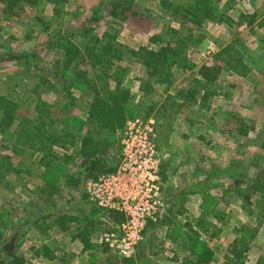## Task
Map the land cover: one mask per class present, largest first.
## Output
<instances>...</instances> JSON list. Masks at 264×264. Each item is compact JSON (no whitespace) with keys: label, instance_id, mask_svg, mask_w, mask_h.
Returning <instances> with one entry per match:
<instances>
[{"label":"rangeland","instance_id":"obj_1","mask_svg":"<svg viewBox=\"0 0 264 264\" xmlns=\"http://www.w3.org/2000/svg\"><path fill=\"white\" fill-rule=\"evenodd\" d=\"M186 1L132 0L133 10L126 9L124 20L108 21L104 10L94 34L100 36L109 31L128 48L157 49L171 38L170 29L187 34L175 8L178 2ZM209 5L211 12L202 8L201 22L190 25L193 38L198 40L188 42L186 54L190 62L174 69L169 86L153 84L149 92L144 91L141 80L147 78L145 67L130 56L118 61L126 68L121 85L132 94L129 119L142 117L141 112L153 104L148 117L155 120L156 145L162 154L165 210L147 224L132 257L125 259L99 242L98 234L113 222L106 214L95 212L88 202L84 191L87 179L68 185L66 175L77 177L82 172L75 146H54L59 160L55 170L45 173L36 154H16L11 141L0 135V154L10 158L0 166V209L10 207L15 215L10 217L3 243L25 221L13 251L24 255L28 264H47L42 257L43 248L55 253L57 264H193L198 242L206 243L213 251L207 264H264V215L260 214L264 206L256 205L252 197V213H248L240 196L246 184L234 183V179L254 176L264 167V149L259 147L264 136V23L260 25L264 22V0H212ZM97 7L108 8L109 0H64L58 4L39 0L34 6L16 7L12 14L2 11L0 0V94L16 99L23 115L33 118L38 114L35 103L39 95L41 100L54 104V118L67 119L66 128L78 132L91 100L90 91L72 87L77 100L61 111L60 106L67 100L56 91L58 85H50L52 72L62 73L54 68L53 60L63 59L64 48L69 44L79 46L85 40H79L75 33L79 27L90 25L87 19ZM54 8L59 12H54ZM153 37L158 40L152 41ZM51 39L55 40V47L48 49L45 45ZM211 43L213 48L207 52ZM227 44L238 48L247 71L243 76L224 67L218 77L219 94L209 99L207 109L200 105L194 78H200L199 67L214 62L217 52ZM8 53L24 57L9 60ZM63 73L61 82L68 77ZM53 124L57 130L65 127L63 121ZM240 126L248 130L246 136L238 134ZM81 127L84 134L88 127ZM120 132L111 134L119 151ZM257 157L259 167H252L250 163ZM64 210H74L84 223L89 222V238L83 234V223H70L65 232L50 225ZM201 218L205 222L202 225L198 224ZM242 224L256 226L258 232L241 261H236L232 247L239 244L242 234L238 228ZM203 226L208 230L204 231ZM211 229L217 230L218 235L210 237ZM194 231L199 241L194 238ZM92 244L101 253L90 257L89 263L82 253ZM36 251L38 255H34Z\"/></svg>","mask_w":264,"mask_h":264},{"label":"trees","instance_id":"obj_2","mask_svg":"<svg viewBox=\"0 0 264 264\" xmlns=\"http://www.w3.org/2000/svg\"><path fill=\"white\" fill-rule=\"evenodd\" d=\"M1 1L4 7L2 11H6L9 14H12L13 9L16 7L34 6L39 2V0ZM46 1L58 4L64 0ZM211 2L212 0L178 2L175 8L183 19L181 28H186L187 34L182 35L181 31L170 29L172 32L171 38L157 49H151L147 46H140L137 49L128 48L119 44L116 40V34L109 31H103L100 36L94 34L95 26L102 18L104 10L106 11V20L109 18L110 21L114 19L124 20L126 9L133 10L132 0H109L108 8H95L87 19L90 25L85 24L79 27L78 32L75 33L79 40L85 39L81 41L82 45H80V42L79 46L74 43L69 44V46L64 48L63 59L53 60L54 68L57 67L62 70V73L60 75L57 70L52 72L51 79H53V82L50 85L55 87L58 85L56 91L67 100L60 106L61 111H66L77 100L71 90L72 87H83L90 91L91 100L83 119L84 122L79 120L81 122L79 130L77 129L78 132H71L66 128L67 119L54 118L51 112V107L54 104L41 100L39 95L35 103L38 114L30 118L22 114L21 104L16 99L9 95L0 94V135L3 139L11 141V146L16 154L26 151L31 152L29 156L36 154L38 165L43 168L45 173L56 169V162L59 160V156L55 154L54 146L64 149L75 146L76 154L80 159L79 167L82 172H79L77 177L74 174L66 175L69 180L67 182L68 185L78 181L80 183L89 177H96L115 170L120 151L118 146L115 147V144L113 145L111 134L121 130L129 119L128 104L132 99L130 90L121 85V78L125 75L126 68L120 66L118 61L124 59L125 56H130L145 67L147 78L141 80V89L144 91L149 92L153 84L169 86L173 82L174 69L188 65L190 62L186 54L188 42L198 41L193 38L190 25H196L201 22L203 18L202 8L210 9L209 12H211L212 9L209 5ZM54 12L58 13L59 10L54 8ZM263 23L261 22L260 25ZM1 35L2 26L0 25V37ZM157 40L158 37L152 38V41ZM45 46L48 49H53L55 40L51 39ZM22 57H24V54H7L9 60H18ZM214 60L211 64L201 65L198 70L200 78H194L196 92L200 91V105L207 109L209 108L207 105L209 99L219 94L218 77L224 67L232 69L233 72L238 71L243 76L247 71V66L243 63L240 51L233 44H227L219 50ZM63 72H66L68 77L67 81L62 80L61 82L59 77L65 76ZM89 74L92 75L90 78ZM44 79L41 81L45 82ZM152 107L153 104L150 103L141 112V116L147 118ZM59 121H63L65 126L61 130H57L53 124ZM84 124L88 128L83 134L81 125L83 126ZM238 134L246 136L248 130L240 126ZM259 147L264 149V136L259 142ZM9 159L8 156L0 154V166L6 165ZM258 159V157L254 158L250 165L258 168ZM8 167L11 168L10 166ZM8 167L5 169H9ZM234 183L235 186L246 184V187L240 191V196L244 201L243 207L248 210V213H252L249 207L252 203L250 201L252 197H255L256 205L264 206V167L260 168L254 176L247 178L242 176L240 179H234ZM40 191L43 192L44 190L41 189ZM93 210L99 212L95 206H93ZM260 214L264 215V211ZM11 215L13 216L14 214L10 207H2L0 209V264H28L29 260L24 255L15 251L9 252L3 247L7 242L3 243L5 231L11 221ZM106 216L113 223L122 220V217L116 212H108ZM70 223H77L78 225L83 223V225H80L83 227V234L86 238H89L86 234L90 227L89 222L84 223L74 210H64L58 213L50 225L55 224L60 231L65 232L70 229ZM204 223L203 218L198 219V224L202 225ZM24 224L25 221L18 226H24ZM238 229L242 235L238 240L239 244L235 243L233 245L232 252L234 259L241 261L249 247L250 240L256 236L258 227L242 224ZM203 230L207 231L208 228L204 227ZM42 232L44 233V231ZM194 234L196 241H199L195 231ZM217 235V230H210V237ZM198 244L193 264H207L213 256V251L206 243L198 242ZM38 254L37 251L34 252V255ZM42 257L47 260H54L56 255L49 249L43 248Z\"/></svg>","mask_w":264,"mask_h":264},{"label":"built area","instance_id":"obj_3","mask_svg":"<svg viewBox=\"0 0 264 264\" xmlns=\"http://www.w3.org/2000/svg\"><path fill=\"white\" fill-rule=\"evenodd\" d=\"M213 44L208 45L207 52ZM204 55V53H201ZM115 170L89 177L84 191L100 213L116 212L122 220L98 234V240L121 257L130 258L149 222L165 210L153 117L126 121L120 132V154Z\"/></svg>","mask_w":264,"mask_h":264},{"label":"crops","instance_id":"obj_4","mask_svg":"<svg viewBox=\"0 0 264 264\" xmlns=\"http://www.w3.org/2000/svg\"><path fill=\"white\" fill-rule=\"evenodd\" d=\"M115 164V163H114ZM114 164H112V166H114ZM110 166V167H112ZM41 168V167H40ZM42 169V168H41ZM81 249V247L79 248ZM101 253V250L98 249V247L96 246V244H92L90 249L89 250H86L82 253L83 256H85L86 258L89 259V263L92 262L90 257H93L95 256L94 254H100ZM79 254H80V251H79ZM86 262L88 263V261L86 260ZM171 264H173L172 262H170ZM47 264H57L56 263V259L54 260H47ZM60 264H64V263H61Z\"/></svg>","mask_w":264,"mask_h":264},{"label":"water","instance_id":"obj_5","mask_svg":"<svg viewBox=\"0 0 264 264\" xmlns=\"http://www.w3.org/2000/svg\"><path fill=\"white\" fill-rule=\"evenodd\" d=\"M24 226L23 225H20L18 226V228L14 231V233L12 234L10 240H8L5 244H4V249L9 251V252H12L13 249H14V245L16 243V240H17V237L21 231V229L23 228Z\"/></svg>","mask_w":264,"mask_h":264}]
</instances>
